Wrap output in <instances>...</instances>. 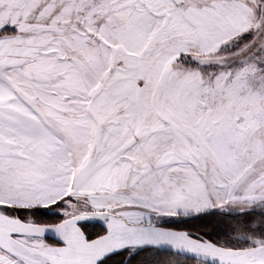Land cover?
<instances>
[{
	"label": "snow or ice",
	"instance_id": "6c2138e0",
	"mask_svg": "<svg viewBox=\"0 0 264 264\" xmlns=\"http://www.w3.org/2000/svg\"><path fill=\"white\" fill-rule=\"evenodd\" d=\"M0 264H264V0H0Z\"/></svg>",
	"mask_w": 264,
	"mask_h": 264
}]
</instances>
